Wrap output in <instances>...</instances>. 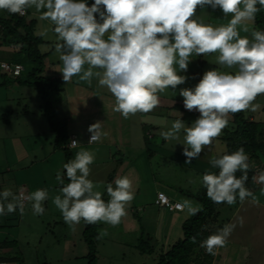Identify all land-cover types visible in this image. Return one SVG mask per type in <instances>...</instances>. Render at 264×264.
I'll list each match as a JSON object with an SVG mask.
<instances>
[{
    "label": "clouds",
    "instance_id": "9594fccd",
    "mask_svg": "<svg viewBox=\"0 0 264 264\" xmlns=\"http://www.w3.org/2000/svg\"><path fill=\"white\" fill-rule=\"evenodd\" d=\"M198 6L219 8L225 17L231 14L232 18L227 25L213 27L194 18ZM33 7L37 12L43 10L41 19L54 25L52 30L58 41L55 50L62 61L59 71L64 81L78 76L91 84L94 76L99 78V85L115 98L113 110L125 119L137 112L152 111L160 103L158 93L185 83L187 78L179 75L174 65L186 72L193 53L199 56L218 52L217 64L236 69L234 73L206 71L194 88L180 90L185 109H195L200 116L191 126L177 119L163 136L170 140L184 131L185 163L199 158L205 146L213 143L227 126L229 114L255 112L259 107L253 101L264 94V31L253 30L249 39L240 36L238 26L248 32L247 22L255 20L264 8V0H94L91 6L86 0H0V10L11 14L23 15ZM88 131V144L99 141L102 123L90 125ZM78 144L73 140L71 147ZM94 160V152L81 148L63 165L68 183L57 173L56 179L63 185L62 195H56L52 202L70 227L81 220L86 224L105 222L116 226L134 199L132 181L128 176H118L113 182L115 187L113 183L107 185L110 199L105 202L88 179ZM248 160L243 147L210 157V164L219 172L204 173L201 182L214 203L233 205L237 198L243 203L253 196L245 187ZM238 171L242 173L240 177L236 176ZM260 179L264 181V174ZM48 198L46 189L21 197L5 188L0 192V215L17 208L23 212L24 201L31 204L33 214L42 215ZM182 207L191 215L200 210L188 200ZM234 227L224 225L203 240L201 247L215 255L216 249L227 244Z\"/></svg>",
    "mask_w": 264,
    "mask_h": 264
},
{
    "label": "rangeland",
    "instance_id": "374dc122",
    "mask_svg": "<svg viewBox=\"0 0 264 264\" xmlns=\"http://www.w3.org/2000/svg\"><path fill=\"white\" fill-rule=\"evenodd\" d=\"M33 9L35 8L33 7ZM42 11L36 12L31 17L36 18L38 23L36 25V33L42 35L44 40H46L41 44V50L47 52L46 61L44 62L46 65L48 62L50 64L52 61L61 60L55 50V45L58 41L56 34L52 30L54 25L49 20L41 19ZM194 18H199L213 27H219L227 25L232 16L229 14L225 17L219 8L213 10L210 6L203 8L198 6L196 17ZM246 26L249 28L248 32H244L241 26H238V31L241 37L247 36L251 39V32L255 30L254 21L247 22ZM218 55V52L199 56L193 53L186 72L180 71L179 66L174 65L178 74L187 78L185 83L178 85L175 89L169 87L164 92L158 93L159 100L162 101L163 106L154 108L155 112L152 111L151 114H148V112L144 113V117L141 112L130 115L127 122L130 123L132 136L135 137L138 132L146 130L150 123L155 124L157 122L162 125L156 130L153 129L157 134L155 136L156 138L164 137L163 133L169 131L173 122L179 118L186 125L191 126L200 116V113L195 109L192 111L186 110L184 98L179 95V92L184 88H194L206 71L217 69L234 73L235 68L228 69L217 64ZM2 56L5 59H9L7 52L0 51V60ZM27 63L24 66L30 67ZM96 70L98 69H94V71ZM26 74L24 72L22 75L26 76ZM1 77L2 75L0 74ZM11 88L7 86L0 87V165L6 163L5 157L7 156H13L14 161L16 159L15 156L26 158L22 159L21 157L19 166H13L12 172H1L0 182L3 183L4 189L10 188L17 195L20 189H24L25 192L28 190L30 193L37 189H46L49 193V198L44 202L45 212L42 215L33 214L30 203L24 206L23 212L17 208L12 213L0 215V256L7 259L8 264H87L88 246L83 236V220L79 224L70 227L64 221L61 211L52 202L56 195H62L60 189L63 185L57 181L56 177L57 173L63 176L64 169L62 166L66 163V157L63 149L53 148L52 136L56 135V133L51 129L48 117L43 113V109L38 106L43 102L42 97L35 88L29 85L16 87L14 90ZM18 102L20 103L19 105ZM170 102H173L174 105H179L171 108L165 106V103L168 105ZM253 103L259 105V107L255 112L245 110L246 116L250 119L264 122V94L258 95ZM27 110H29L28 113H26ZM94 115L99 117L103 122L102 125H104V110L98 114L86 113V117L91 123H95L94 120L96 118ZM27 123L33 125L27 126ZM137 124L146 125V128L139 129ZM232 126L233 117L229 114V122L226 127L230 128ZM36 129L44 131V138H39L38 140L37 137L25 136L28 131H35ZM66 132L68 131L66 130ZM184 135V131L181 130L177 134L178 138L171 139L170 144L165 146L173 149L178 148L183 153L185 145ZM220 135L211 145L205 146L196 166L191 162L186 166V164H181L177 159L156 153L152 155L153 157L150 161L152 168H154L153 171L159 175L161 181L168 182L186 191L196 190L202 184V175L209 172V168H204L203 165L207 164V167H209L210 157L222 154L226 148ZM4 140H6V145L3 144ZM11 140L14 141V147L9 144ZM37 140L38 143L35 144ZM36 154L48 156L46 163L44 162L43 169L40 161L39 163L36 161L33 164L30 162V160H35L33 156ZM101 157L104 158V156ZM122 158L124 160H136L135 167H137V172L140 176L145 177L146 170H148L145 165L147 156H122ZM202 167L206 172L203 171ZM253 168L260 176L264 174L263 154L260 153V157L253 163ZM43 170L44 175L42 176ZM212 173H215V168H213ZM97 179H99L97 185H100L102 184L100 179H104V177ZM64 181L65 184L68 183L65 177ZM251 192L253 196L246 198L243 210L240 211L237 218L231 219L234 214L229 210L228 206L234 208L238 202L221 207V218L224 220V225H235L227 244L222 248L216 249L215 255L209 254L202 247L192 258L190 264H249L250 261L257 259L255 258L256 248L253 247L254 243H256L253 234L255 228L257 229L256 232L262 230L264 233V181H260L256 187L251 189ZM187 197L184 196L183 199L187 200ZM255 203L262 208L261 213L257 216L254 213L250 214V208ZM246 211L247 213H245ZM241 221L243 225L245 223L244 227ZM173 234L175 235L176 231ZM239 234L242 236L240 241L231 242ZM263 235H259L261 236L259 239L264 242ZM119 239H123L124 243L119 244L117 241ZM96 243L98 264H109L110 260H107L108 257H106L108 254L112 256L110 264H132V261L140 264H154L158 261L161 254L159 250H156L152 254L139 255V252L135 251L133 247L134 240L132 235L121 234L120 237L107 240L102 236ZM166 245L165 249L167 250L169 248L168 243ZM252 252H254V255L251 254Z\"/></svg>",
    "mask_w": 264,
    "mask_h": 264
},
{
    "label": "crops",
    "instance_id": "0c3cea01",
    "mask_svg": "<svg viewBox=\"0 0 264 264\" xmlns=\"http://www.w3.org/2000/svg\"><path fill=\"white\" fill-rule=\"evenodd\" d=\"M93 3L89 4V6H91ZM101 7L103 9V6ZM32 9H28V16L30 18H34L31 16L37 12L36 9ZM96 15L99 21V15ZM0 51L7 52V54L9 55V59H5L2 56L0 62L6 60L10 62H15V60H17V48H15L14 46L0 45ZM61 68L62 61H52L50 64L48 62L46 65L44 64V70L42 74L49 78L58 77L60 79V85L62 87L63 94V102L60 106V116L65 118L67 123V134L69 136L67 141V148L70 151V158H74L75 152L79 151L81 148H86L94 152L95 160L94 163L90 165V175L88 179L93 181L95 185L94 191H99L102 196H108L106 190L107 185L109 183H113L115 178L118 176H128L133 184V190L135 195L134 199L126 207V215L122 217L121 223L116 226H112L105 222L103 224V222H101L100 238L103 236L104 239L107 240L115 239L118 236L120 237L121 234L132 235L134 240L133 247L135 251L139 252V255L152 254L156 250H159L160 253L167 251L174 242H176L183 236L182 224L188 217L191 216V214L188 213L186 208H183L182 210H170L166 207L157 205L155 203L157 191L163 190L172 199L181 202H184V196L188 195L184 191H182V188L176 187L175 185L170 184L168 182L161 181L159 179V175H157L153 171L154 168H152L150 161L153 157L152 155L158 153L165 157H172L174 159H177L181 164H186L187 166L189 163H182L185 162L187 158L178 148L173 149L165 146L167 144H170L171 139L165 140V138L162 136L156 138L157 134L154 132V130H156L160 127V125H162L160 123H150L147 126L148 128L146 130L138 132L137 135L133 137L130 131V123L127 122L130 117L125 119L119 112L113 110L115 107V98L106 87L99 85V78L94 76L91 80V84L86 81L79 80L78 76H74L69 82H66L63 79V74L59 71ZM87 68V64L84 65V69L87 70ZM96 71L102 70L98 69ZM0 74L2 75V77L0 78V87H12L11 89L14 90L16 87L19 88L20 86H27L26 84L19 83L16 79L17 76H11L9 74H6L1 68ZM21 76L23 77L24 75ZM12 79H14L15 82L12 81ZM19 104L20 103L18 102V105ZM165 104V106L169 108L179 105H174L173 102L168 103V105L167 103ZM38 106H40V108L42 109V103ZM162 106V101H160L157 107ZM102 110H104V125H102L103 135L101 136V139L99 141L88 144V136L91 134L88 129L89 126L94 123H91L87 119L86 113L98 114L101 113ZM28 111L29 110H27L26 113H28ZM152 111L155 112V110ZM152 111L148 112V114H151ZM141 113H143L142 116L144 117V112ZM94 117L96 118L94 120L95 123H103L99 119V117H97L96 115H94ZM32 125L33 124L30 125V123H27V126ZM137 125V128L144 129L146 128L147 124L145 126H141L140 124ZM74 134L77 136L79 144L76 147H71L69 143L72 138V135ZM146 134L148 135L145 136ZM26 135L27 137L29 135L33 138L37 137V139L39 140V138H44V131H39L37 129L35 131L31 130L25 133V136ZM52 139L53 148L62 149L54 146L56 139L55 134L54 136H52ZM38 140L35 141V144L38 143ZM3 144H7L6 140L3 141ZM9 144L14 147L13 140H11ZM101 156H104V158H102ZM122 156H147L145 165L147 166L148 170H146L147 173L145 174V177L140 176V174L137 172V167H135L136 160H124ZM21 157L22 159L26 158L23 156H15L16 159L14 161L13 156L5 157L6 163L0 165V173L12 172L15 165L19 166L18 164H20L21 162ZM33 158L35 160H30L31 164L36 161L39 163L40 161L41 168L43 169L44 162L46 163V159L48 158V156H39L38 154H36L35 156H33ZM198 160L199 158H194L191 160V163L196 166ZM208 166L209 167H207V164L205 166L203 165L204 168H209V172H212V165L210 164ZM42 173L43 176L44 170L42 171ZM112 176L113 179L112 181H110V177ZM103 177L104 179H100L102 181V184L100 185L102 186L97 185L99 180L97 178ZM113 186L115 187L114 183ZM3 189L4 185L2 182H0V192H2ZM20 192H25V190L20 189L18 191V195ZM25 193L30 194V191L27 190V192ZM187 198L188 201L192 202L194 207H199V209L201 208V203L199 201L189 196ZM109 199L110 197L108 196V200ZM244 203L246 202H238L237 205L234 206V208L232 206H228L229 210L234 214V217H232L231 219L237 218L240 211L243 210ZM250 211V214L254 213V215L257 216L261 213L262 208L260 206H257V204L255 203L250 208ZM245 213H247V211ZM244 226L245 223L243 227ZM84 228L85 223L83 221V231ZM175 231L176 234L174 235L173 232L175 233ZM256 231L257 229L255 228L253 236L257 244L254 243L253 247L256 248L255 258L257 259H254V261H250L249 264H264V242L259 239V237H261L259 235H262L264 233L262 232V230H259L260 233L259 231ZM142 236L145 241L150 242V244L154 247V251L152 253H142L141 251H139L137 244ZM241 237L242 236L239 234L238 237H234L231 242L240 241ZM123 239L117 240L118 243L123 244ZM166 243H168L169 246L167 250L165 249V246H167ZM251 254L254 255V252H252ZM106 257H108L107 260H110L109 262L111 263L112 256L108 254ZM98 260L99 259L97 257L96 264H98ZM6 264L8 263L6 262ZM132 264L140 263L132 261Z\"/></svg>",
    "mask_w": 264,
    "mask_h": 264
},
{
    "label": "trees",
    "instance_id": "16d2710c",
    "mask_svg": "<svg viewBox=\"0 0 264 264\" xmlns=\"http://www.w3.org/2000/svg\"><path fill=\"white\" fill-rule=\"evenodd\" d=\"M91 4L94 0H86ZM259 8L260 5L258 4ZM0 45L14 46L17 48V60L15 62L29 64L26 67V76H17L19 83L35 88L42 97L43 113L48 117L51 129L56 133L54 146L62 148L65 152L66 162L70 158V151L67 148L68 134L65 118L60 116V106L63 102L62 87L58 77L49 78L42 74L47 52L41 50L44 38L36 33V18L26 15L11 14L7 10H0ZM254 28L256 31H264V8L255 16ZM233 126L225 127L220 135L226 148L222 152L231 153L243 147L248 155L249 170L248 180L245 187L251 191L261 181L260 175L254 171L253 163L264 155V122L250 119L245 111L231 114ZM219 169L215 168L218 174ZM242 173L238 171L237 177ZM63 177L66 178L65 170ZM113 176L110 177L112 181ZM66 181L68 182L67 178ZM189 197L201 203L200 210L188 217L182 224L183 236L174 242L171 247L160 254L154 264H190L192 258L202 249L201 242L208 236L216 233L224 225L221 218V207L227 203H214L206 193V188L201 186L196 190H182ZM102 199L107 202L108 196L103 195ZM237 202L239 199L237 198ZM85 223V222H84ZM101 222L86 224L83 231L84 239L88 246L87 264L97 263V240L100 239ZM137 247L142 253H152L154 247L150 242L140 238ZM0 262H7V259L0 256Z\"/></svg>",
    "mask_w": 264,
    "mask_h": 264
},
{
    "label": "built area",
    "instance_id": "2783aa9c",
    "mask_svg": "<svg viewBox=\"0 0 264 264\" xmlns=\"http://www.w3.org/2000/svg\"><path fill=\"white\" fill-rule=\"evenodd\" d=\"M27 11L23 14L26 15ZM21 15V14H17ZM1 28V25H0ZM0 68L3 70L4 73L9 74L11 76H19L22 75L26 68L22 63L19 62H10V61H1L0 62ZM91 134L88 136V141L90 139ZM75 140L78 142L77 136L74 134L72 135V138L70 140V146L71 142ZM28 194L25 192H20L19 196H27ZM29 202L24 201V206H26ZM155 203L159 206L166 207L170 210H182L184 207H182L183 202L172 199L165 191L158 190L155 198ZM0 264H6V262H0Z\"/></svg>",
    "mask_w": 264,
    "mask_h": 264
}]
</instances>
